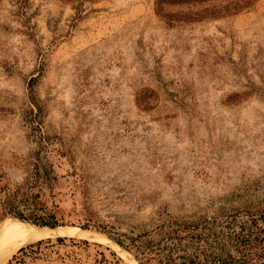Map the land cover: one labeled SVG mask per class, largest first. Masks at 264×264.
Returning <instances> with one entry per match:
<instances>
[{"label":"rangeland","instance_id":"rangeland-1","mask_svg":"<svg viewBox=\"0 0 264 264\" xmlns=\"http://www.w3.org/2000/svg\"><path fill=\"white\" fill-rule=\"evenodd\" d=\"M242 2L164 5V17L156 0H0V201L29 184L61 225L126 244L205 218L201 244L258 264L264 0ZM13 218L0 210V232ZM56 238L15 264H138Z\"/></svg>","mask_w":264,"mask_h":264},{"label":"trees","instance_id":"trees-1","mask_svg":"<svg viewBox=\"0 0 264 264\" xmlns=\"http://www.w3.org/2000/svg\"><path fill=\"white\" fill-rule=\"evenodd\" d=\"M212 1L215 0H156V11L162 13L161 15L164 17H168L170 13L164 12V5L178 7L200 6ZM242 1V5H248L252 0ZM30 188L31 185L29 184L18 185L13 191L4 194L0 201L2 214L12 215L17 218L6 222L14 226H26L24 225L27 224L25 221L40 226L55 227L61 225L63 221L56 215L57 205L53 203L51 205L38 204L36 199L38 195L33 194ZM22 206L26 208L33 206V210L25 213L21 209ZM205 223H207V220L203 218L199 221L174 222L171 223L168 229H165L164 225H161L157 228L158 239L156 241L148 239L140 244H137L136 239L133 237L129 238V244H126L120 236H113L112 239L130 252L138 264H255L251 262L252 257L247 252H243L238 258L230 255L224 258L222 257L223 250H220L219 247L211 248V244H201L198 240L200 235L198 236L192 231L197 230ZM178 230H184L187 233L184 232L180 235L178 234ZM56 240L62 241L63 238L58 237ZM42 242L43 240H38L35 243L21 247L17 255H14L6 264L21 263L24 261L23 257L28 252H35L34 247H37ZM82 242L86 243V240ZM258 264H264V259L260 260Z\"/></svg>","mask_w":264,"mask_h":264},{"label":"bare ground","instance_id":"bare-ground-1","mask_svg":"<svg viewBox=\"0 0 264 264\" xmlns=\"http://www.w3.org/2000/svg\"><path fill=\"white\" fill-rule=\"evenodd\" d=\"M16 219V218H15ZM14 225H9L13 227ZM17 225L19 228H9L0 232V256L2 258L0 264L5 261L21 246L33 241L54 238V237H86L97 241L105 242L116 249L121 248L112 240L101 234H94L89 231H84L74 226H59L49 228H29L30 226ZM3 227H0V230Z\"/></svg>","mask_w":264,"mask_h":264},{"label":"water","instance_id":"water-1","mask_svg":"<svg viewBox=\"0 0 264 264\" xmlns=\"http://www.w3.org/2000/svg\"><path fill=\"white\" fill-rule=\"evenodd\" d=\"M17 219V218H16ZM20 220V219H19ZM23 221V220H22ZM26 222V221H25ZM32 224V223H31ZM32 225H34V224H32ZM35 226H40V225H35ZM58 226H63V225H58ZM41 227H43V226H41ZM46 227H49V226H46ZM55 227H57V226H55ZM107 238H109L110 240H112L113 242H115L111 237H107ZM116 243V242H115ZM117 244V243H116ZM118 245V244H117ZM123 251H125L128 255H131L132 257H133V255L132 254H130V252H128L127 250H125L124 248H122L120 245H118ZM22 247V246H21ZM134 258V257H133ZM135 259V258H134ZM1 260H2V258H1V256H0V262H1ZM136 260V259H135ZM7 261V260H6ZM5 261V262H6ZM137 261V260H136Z\"/></svg>","mask_w":264,"mask_h":264}]
</instances>
